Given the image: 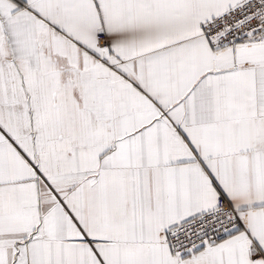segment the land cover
I'll return each mask as SVG.
<instances>
[{
    "label": "snow or ice",
    "instance_id": "snow-or-ice-1",
    "mask_svg": "<svg viewBox=\"0 0 264 264\" xmlns=\"http://www.w3.org/2000/svg\"><path fill=\"white\" fill-rule=\"evenodd\" d=\"M0 264H264V0H0Z\"/></svg>",
    "mask_w": 264,
    "mask_h": 264
}]
</instances>
